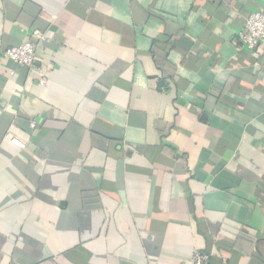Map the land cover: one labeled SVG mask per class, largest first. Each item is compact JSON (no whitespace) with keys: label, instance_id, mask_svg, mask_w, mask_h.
<instances>
[{"label":"crops","instance_id":"crops-1","mask_svg":"<svg viewBox=\"0 0 264 264\" xmlns=\"http://www.w3.org/2000/svg\"><path fill=\"white\" fill-rule=\"evenodd\" d=\"M261 9L0 0V264H264Z\"/></svg>","mask_w":264,"mask_h":264},{"label":"built area","instance_id":"built-area-1","mask_svg":"<svg viewBox=\"0 0 264 264\" xmlns=\"http://www.w3.org/2000/svg\"><path fill=\"white\" fill-rule=\"evenodd\" d=\"M237 39L242 46L249 50L256 49L264 42V9L253 11L249 15L242 29L238 32ZM47 41H49V37L45 32L34 29L30 39L5 50L4 55L21 66L37 69L36 61L38 59L39 46ZM40 82L44 83L45 79L42 78ZM10 139L18 147H24V143L18 137L13 136ZM209 262L210 256L207 253L199 250L194 252L192 264H209Z\"/></svg>","mask_w":264,"mask_h":264}]
</instances>
